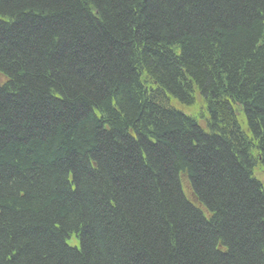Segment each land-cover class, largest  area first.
<instances>
[{
	"label": "trees",
	"instance_id": "1",
	"mask_svg": "<svg viewBox=\"0 0 264 264\" xmlns=\"http://www.w3.org/2000/svg\"><path fill=\"white\" fill-rule=\"evenodd\" d=\"M256 168L264 0H0V264H264Z\"/></svg>",
	"mask_w": 264,
	"mask_h": 264
},
{
	"label": "rangeland",
	"instance_id": "2",
	"mask_svg": "<svg viewBox=\"0 0 264 264\" xmlns=\"http://www.w3.org/2000/svg\"><path fill=\"white\" fill-rule=\"evenodd\" d=\"M200 107V101L198 100L197 102H196V104L194 105V109H198ZM180 108H183V107H180ZM184 111L185 112H187V111H189V112H195V111H193V110H191V109H188V108H184ZM242 122V121H241ZM243 127H244V125H242ZM255 172H256V176H257V178L258 179H261L262 181H264V175H263V173L261 172V170H259V168H256V170H255ZM72 242H74V239L72 240Z\"/></svg>",
	"mask_w": 264,
	"mask_h": 264
}]
</instances>
